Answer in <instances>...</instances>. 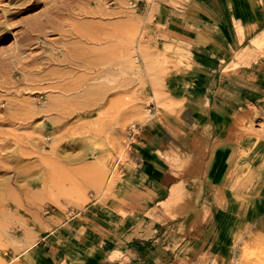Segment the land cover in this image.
<instances>
[{
	"label": "rangeland",
	"instance_id": "1",
	"mask_svg": "<svg viewBox=\"0 0 264 264\" xmlns=\"http://www.w3.org/2000/svg\"><path fill=\"white\" fill-rule=\"evenodd\" d=\"M37 1L35 9L11 17L10 11L15 12L30 1L0 0V63L11 61L15 70L21 64L12 56L21 49L32 17L43 18L47 8L61 0L32 2ZM237 1H230L227 21L217 15L228 33L229 46L220 54V60L210 63L207 69L193 58L194 34L190 29L183 32L169 24L167 17L173 15L176 22L181 15L179 9L187 8L190 13L189 8H194L196 3H204L214 11L210 0H88L91 5L87 8L94 11L103 8L108 13L89 20L104 32L114 30L119 36V69L114 77L101 73L97 80L94 71L83 68L69 71L73 81L93 83L100 88L89 97L83 96L81 105L72 102V106H65L69 118L63 121H48L47 116L56 111L48 113L45 104L51 100L71 104L58 90L45 89L56 85L58 79H53V84L46 81L37 84L39 92L32 95L23 90L24 86L19 87L22 92L18 88H2L3 78H0V99L7 105L4 116L13 115L9 103L16 100L20 105L35 103L40 112L25 122L8 120L0 125L6 143H10L0 159V264H40L35 257L39 247L54 256L53 264H264V231L259 227L260 215L264 214V0H240L258 9V13H248L245 19L241 18L238 7L232 8L238 5ZM81 16L75 18L76 22L84 21L79 20ZM199 18H203L199 22L203 33L216 37L214 24L218 23L205 14ZM61 27L58 29H71L69 25ZM128 27L133 33L129 68L123 39ZM46 32L39 41L46 40L60 51V32L52 28ZM39 41L22 48L28 68L32 65L28 69L25 64L24 74L27 76L28 70L34 71L36 66L42 69L41 75L49 74L53 78L66 72L65 66L57 62L43 61L41 51L36 48ZM34 57L40 59L33 60ZM21 72L18 77L23 75ZM127 72L131 79L126 88ZM113 80L116 89L106 95L99 107L85 103L87 98L100 95ZM201 85H206L209 92L203 106H210L211 91L217 90L212 116L216 125H186L191 122L185 119L190 118L189 112L184 110L185 98L178 95ZM127 99L129 105L125 104ZM110 100L113 109L108 104ZM165 117L180 123L184 120L186 124L175 133L177 137H185L178 143L184 144L183 151L165 158L181 188L173 190L169 201L160 203L161 190L147 180L133 179L128 170L134 166L131 157L137 136L145 126ZM57 139L60 141L54 151L51 143ZM32 146L35 153L14 157L18 149L24 151ZM108 147L113 149L110 155ZM224 147L237 151L245 161L244 169L232 181L217 180L221 189L212 192V203L199 209L193 207L197 188L204 178L200 172L201 159L209 153L210 157L224 154ZM156 153L162 156L161 151ZM101 163L106 167H100ZM192 208H195L194 219L179 227L163 246L173 257L145 258L141 262L133 254V248L137 249L140 242L138 237L150 239L153 229L164 221L162 209L174 219L187 215ZM93 212L103 214L109 222L98 223L87 218H94Z\"/></svg>",
	"mask_w": 264,
	"mask_h": 264
},
{
	"label": "bare ground",
	"instance_id": "2",
	"mask_svg": "<svg viewBox=\"0 0 264 264\" xmlns=\"http://www.w3.org/2000/svg\"><path fill=\"white\" fill-rule=\"evenodd\" d=\"M29 1L30 2H27V3H29V4H27V6L21 7V5H20V7L18 9H16L15 12H11L10 11V13L8 15L12 17V16H15L16 14H20V13H22L24 11H31V10L35 9L38 6V1L37 2H32L33 0L32 1L29 0ZM87 1L88 0H61L59 3H57L52 8L49 9V7H48L47 10L44 12V14L41 16L43 18L37 19V18L32 17L33 21L36 22V21L40 20L39 22L33 23L32 18H26L27 20L31 19L30 21H32V23H30L29 26H27V29H26L27 33L25 34V36L23 38V43L21 42L23 44L21 49L15 55L12 56L16 60L18 65L21 64V67L19 66L17 68V70H15V68H12V66H11L12 62L11 61L9 62L8 60H7L8 62H5V63L3 62L4 64L0 63V78L1 79L3 78V82H2V85H1L2 88H4V87L6 88V86L7 87H13L14 89L18 88V90H17L18 92H22L23 90H25L27 94L30 92L33 95V94H36V93L39 92L40 88L36 86L37 84L40 85V83L43 82V81H46L49 84L50 83L53 84V82H51L53 79H58L59 80L56 83V85L53 84V85L48 86V84H47L48 87L45 88V89H47V90L49 89V90H52V91L53 90H58L59 92H61V97H67V101L70 102L71 104H66L65 103L66 101H62L60 103H56L55 100H51V101L45 103V104L48 105V107H47L48 109H46V111L48 113L56 111V114L53 113V114L47 116L48 117V121L53 122V123H56L58 121H63L65 118L68 117V114H69L68 112L69 111L67 112L66 109H68V108H66L65 106H67V105H71L72 106V102L81 105L84 102V101L82 102V100H80L81 98H84L83 96L89 97L90 93H93L98 88H100V85L99 86H94L93 83L86 84V83H83L81 80L78 81V82L75 81V80L73 81L71 79V76H68L70 74L69 71L80 70L82 68H83V70L85 69L86 71L89 70V72H91V71L93 72L94 71V73L96 72V74H97L94 77L95 78L94 80H97V78L99 76H101L100 75L101 73H103L104 75L107 74L108 76L114 77L116 75L117 69H119V64H118V59H117L118 58V49H117V47H118V44H119L118 43V37L119 36L116 33V31H114V30L112 32L111 31H109V32L105 31L104 32V30H102L100 27H96L97 25L92 20H89V19L95 18V16H101V17L106 16V15H108V13H106V11L103 8H100V7H99L100 9L98 8L99 10H95V11L91 10L90 8H87L86 6L91 5V3H88ZM89 1L91 2V0H89ZM98 1H100V0H98ZM4 4H6V3H4ZM23 4H24V2H23ZM4 7H5V5H4ZM76 10H78L79 12H75ZM7 11H9V10H7ZM78 15H82L81 16L82 18L79 19V20H84L81 23H78V21L76 22L77 19L75 20V18ZM26 19H24L25 23H26ZM20 23L22 24V22H20ZM3 24H5V23H3ZM6 25L8 26V24H6ZM15 25H16V23L14 24V26ZM63 25H65V26L69 25L71 27V29L70 30L69 29L68 30H59L58 27L62 26L61 28H63ZM103 26H105V25H103ZM112 26H110V27H112ZM5 28H7V27H4V29ZM48 28L54 29V32L55 31H59L60 32V40H62L61 41L62 49L60 51H57V50H55V48H52L50 46V44H47L46 40L39 41L40 38H44L46 36V34H47L46 30ZM1 31H2V29H1ZM7 31H8V29H7ZM132 34H133L132 33V29L130 27H128L126 32H125V35L123 37V39L125 40V48H126V52H127L126 60L128 61V65H127L128 68L130 67V64H131L129 53L131 51ZM34 36L36 37V39H34ZM72 39H74V41H71ZM36 40L39 41L38 44L36 43L38 45L36 48L39 49V51H41L40 55L43 57L42 58L43 61L46 60L48 62V64L49 63H53V62L55 64V62H57V63L65 66V70H67L66 72H64V73H60L59 72L60 74L58 73L59 75L56 78H53V77L49 76V74L41 75V72H42L41 70L42 69L36 66L34 71H32V69L28 70L29 72H28L27 76H26V74H24L26 72L25 64L27 62H26L25 58H23L24 56L22 57V55L24 53L22 48L26 47V46H31L33 44V41H36ZM103 44H107V47L100 48V46L103 45ZM3 54H4V52H3ZM2 56L4 57V55H2ZM26 56H27V54H26ZM29 56L30 55H28V57ZM35 59H40V58L34 57L33 60H35ZM41 64L43 65L44 62H41ZM117 64H118V66H117ZM26 66H27V64H26ZM27 68H28V66H27ZM20 70L23 72V75H20L21 77H18ZM127 74H128V78H127V81H126V84H125L126 88H127V85L129 86L130 79H131L129 77L130 73L127 72ZM76 75H77V73H76ZM87 77H89V76H87ZM100 80L101 79H99V82H100ZM114 82L115 81L113 80L110 84L105 85V87L100 92V95H98L96 98H87L85 103H88L90 105H95V106L99 107V105L102 104L101 102H103L107 98L106 95L109 94V93L110 94L113 93L112 91H114L116 89V85L114 84ZM54 83H55V81H54ZM20 86H24L25 88L23 90H19V89H21V88H19ZM6 90H8V89H6ZM14 91H16V90H14ZM42 92H44V91H42ZM82 92H84V93H82ZM22 101H24V100H22ZM32 101H33V99H32ZM108 102H109L108 104H110V108L113 109V102L111 100L108 101ZM125 104L129 105V99H127ZM25 105H22V104L20 105L19 101H17V100L14 101V102H10L9 103L10 109L14 110V112H13V115L10 114L11 116L8 117L6 115L4 116V114H3V113H6L4 111L7 110V105L4 102V100L0 99V125H2V124L5 125V123H8V122H6L8 120H11V121L14 120L16 123H18L19 121L25 122V120H31V118H33L36 114L40 113L37 110V106H36L35 103L31 102L29 105H26V106ZM86 105H85V107H86ZM76 106H78V105H76ZM58 108L61 109V110H58ZM85 114H87L86 111H85ZM45 116H46V114H45ZM35 118H38V117H35ZM102 118H104V117H102ZM111 118L113 119L114 116L112 115ZM110 122H112V120ZM26 123H27V121H26ZM43 124H44V126H47L46 123H43ZM98 124H99V122H98ZM113 128H115V127H113ZM57 129H59V128H57ZM107 129H109V128H107ZM34 131H36V129ZM43 131H44V129H43ZM113 131L116 132V129L113 130ZM5 132H8V131L5 130ZM12 134L13 133H11V135ZM17 135H19V134H17ZM6 136H7V134H6ZM29 137L33 138L32 135H30V134H29ZM11 139H13V138H11ZM41 139H42V137H41ZM9 140H10V138H9ZM20 141L22 142V140H20ZM28 141H27V143H28ZM59 141L60 140L54 141V142L51 143L52 149L54 151H57V147H58ZM47 143H45V144H47ZM15 145H17V144H15ZM21 145L22 144H20L18 146H20L21 149H22ZM30 145H33V144L31 143ZM6 146L9 147L10 143L9 144L6 143L5 133L3 132V130L2 131L0 130V159L2 158L1 156H4V154H1V152L4 151L3 149L6 148ZM37 147L38 146L36 145L35 148L37 150H39ZM25 150L23 151V150H19L18 149L17 151H15V156L14 157L19 156L20 153H23V155L30 154V153H33V152L35 153V150H34L33 146H32V148H30V147H28L27 149L25 148ZM110 151L111 152L113 151V149H111V147L107 151L109 155H110ZM53 156H55V155H53ZM3 159H4V157H3ZM104 161L106 162L107 160H104ZM213 161H215L213 163L214 167L215 168L218 167V169H219V173H217V176H218V181H220V182L227 181V179L232 181L233 178L237 177V175L240 172H242V170L244 169L243 163L245 161L243 159H241V157L239 156L237 151H235L233 148L230 149L228 155L225 156L223 159L221 158V159H216L215 160V157H214ZM9 163H10V161H9ZM0 164H1V161H0ZM103 165H106V164L105 163H101L100 167L103 166ZM96 166H98V165H96ZM28 170H31V169L29 168ZM112 172H114V171L112 170ZM226 175H227V177H225ZM231 181H229V183ZM36 245L37 244H35V246ZM29 249H30V247H29Z\"/></svg>",
	"mask_w": 264,
	"mask_h": 264
},
{
	"label": "crops",
	"instance_id": "3",
	"mask_svg": "<svg viewBox=\"0 0 264 264\" xmlns=\"http://www.w3.org/2000/svg\"><path fill=\"white\" fill-rule=\"evenodd\" d=\"M232 0H210L212 9H208V7L204 3H196L193 7H190V13L187 12V8L179 9V13L181 15L178 16L176 22L174 20L173 15L171 17H167V21L169 24H174V26L186 32L190 29V33L194 34V38L192 40L191 52L193 54V58L202 64V67L210 68L209 64L217 62L220 60V54L227 49L229 46V37L228 33L223 24L217 15L222 16L225 21H227V14H230L231 11L229 9V3ZM236 1V0H235ZM238 5L234 4L232 8L238 7L240 9L241 18L245 19V16L248 13H258V9L256 6H246L242 1H237ZM203 4V5H202ZM197 15H193V13ZM205 14L211 18L215 23L214 27L217 29L216 37L215 34H205L202 31V28L199 25V22L203 21V18H199V15ZM166 16V15H165ZM202 17V16H201ZM206 19V17L204 18ZM218 25V27H217ZM215 37V38H214ZM225 38V39H223ZM217 92L216 89L211 91L212 103L210 106H203L205 101L208 98V89L206 85L199 86V89L193 91H182V95H178L179 98H185L184 102V110L185 117L188 114L190 118H185L189 122V124L185 123L184 120L182 123L179 121H172L171 118L165 117L163 119H157L153 121L151 124L145 126L141 131L140 135L136 138V143L134 147V151L132 153L131 160L133 161L134 166H130L128 173L133 179L137 180H147L151 182L153 185L157 186L159 190H161L160 194L163 195L162 202L165 203L172 198V192L174 189H180V180L173 177L175 173L172 170L169 163L166 161L167 156H172L173 153H180L183 151L184 144H178L181 141H184L185 137H177L176 135L182 125H195L197 123H202L204 125H216L213 113L215 111V100L214 93ZM189 94H193V96H189ZM214 107V108H213ZM203 120V121H202ZM176 133V134H175ZM183 138V140H182ZM187 140V139H186ZM222 148V145L220 146ZM210 149V148H209ZM208 149V153L209 150ZM230 147H224V154L211 156V154L207 153V157L204 156L200 161L201 167V175L204 176L203 183L200 185L198 189V195L195 197V202L193 203V207L199 209L202 205H207L212 203L213 197H211L212 192L216 190H220V185L218 184V176L219 173L218 167H214L213 159H223L228 155L230 151ZM220 150V149H219ZM158 151L162 152V156L159 155ZM215 183V184H214ZM222 187V186H221ZM160 199V198H159ZM192 204V203H191ZM195 208H192L187 215L183 217L170 218L169 214L166 213L165 209L161 210V216H166L161 225H157L155 229H153V235L150 239L145 237L140 238V242H137L138 246L133 248L135 256L142 262L143 259L149 258L156 260L157 258L166 259V257H173V253H169V251H164L166 247H163L173 235L178 230V228H183L186 226L188 221L194 219L193 212ZM93 211V209H90ZM91 218L87 216L89 219H94L98 223H107L109 220L99 212H93ZM114 220V219H113ZM259 227L262 231H264V214L260 215L259 218ZM144 231L142 235H144ZM155 239V240H154ZM138 240V239H137ZM35 257L38 259L40 264H53L51 258L54 257L47 250L38 248L35 252ZM134 262V261H133Z\"/></svg>",
	"mask_w": 264,
	"mask_h": 264
}]
</instances>
